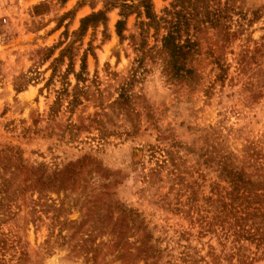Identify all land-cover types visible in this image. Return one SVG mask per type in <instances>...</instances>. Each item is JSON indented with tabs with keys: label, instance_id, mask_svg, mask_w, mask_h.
Listing matches in <instances>:
<instances>
[{
	"label": "rangeland",
	"instance_id": "1",
	"mask_svg": "<svg viewBox=\"0 0 264 264\" xmlns=\"http://www.w3.org/2000/svg\"><path fill=\"white\" fill-rule=\"evenodd\" d=\"M262 25L248 0H0V264H264Z\"/></svg>",
	"mask_w": 264,
	"mask_h": 264
},
{
	"label": "clouds",
	"instance_id": "2",
	"mask_svg": "<svg viewBox=\"0 0 264 264\" xmlns=\"http://www.w3.org/2000/svg\"><path fill=\"white\" fill-rule=\"evenodd\" d=\"M248 2H249V5H250V6H251L252 4H254V3L264 4V0H248ZM262 26H264V25H262ZM113 62H114V61H113ZM124 63L127 64L128 62L125 61ZM72 83L75 84V80H74V79H73ZM32 94H34V92H33ZM25 115H27V113H25ZM46 264H47V262H46Z\"/></svg>",
	"mask_w": 264,
	"mask_h": 264
}]
</instances>
